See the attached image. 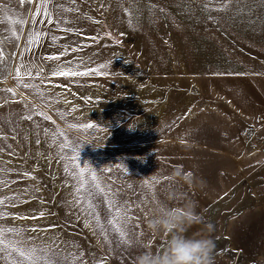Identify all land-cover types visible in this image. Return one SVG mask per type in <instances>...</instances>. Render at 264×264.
<instances>
[{
	"label": "rangeland",
	"instance_id": "374dc122",
	"mask_svg": "<svg viewBox=\"0 0 264 264\" xmlns=\"http://www.w3.org/2000/svg\"><path fill=\"white\" fill-rule=\"evenodd\" d=\"M223 3L48 0L49 24L42 0H0V198L18 197L0 211L29 217L0 225L37 229L25 235L49 240L60 264H135L141 244L165 247L147 228L158 203L191 200L204 223L188 234L215 239L214 264H264V0ZM37 31L49 35L29 49ZM69 60L99 72L50 76ZM77 155L115 201L127 243L107 203L94 200L106 232L81 211L91 198L72 206L83 195L69 174ZM177 166L206 185L172 180Z\"/></svg>",
	"mask_w": 264,
	"mask_h": 264
},
{
	"label": "snow or ice",
	"instance_id": "6c2138e0",
	"mask_svg": "<svg viewBox=\"0 0 264 264\" xmlns=\"http://www.w3.org/2000/svg\"><path fill=\"white\" fill-rule=\"evenodd\" d=\"M23 2V0H22ZM43 3V15L47 17L48 23L51 24L53 22L52 20V13L49 11L48 8V0H42ZM73 3H75V0H73ZM231 3V0H224V3L222 7L226 8L228 4ZM41 12L40 5L36 8V14L39 15ZM35 22V21H33ZM22 23V21H21ZM59 20H57V26H59ZM62 31H68V32H74L75 29L67 28V29H61ZM48 36V33H40L39 31L35 32L34 34L29 35V39L27 41V44L29 46V49L31 48V45L36 43L38 44L40 41L41 36ZM90 39H98V37H89ZM62 39L58 36H51V41L55 42L57 40ZM82 46L72 48L71 51H80L82 50ZM68 49H65V52H61L59 54L50 55L47 57L49 60H59L62 55H65ZM105 67L104 65H101L100 68ZM98 68H85L84 71L79 70V66H73V61L69 60L66 62V65H58L56 68L52 69L50 72L51 77H78V76H86L93 73H98ZM42 73L37 72V75H41ZM20 73L19 70H17V76L19 77ZM28 75H31L29 72ZM24 87H29L28 84H25ZM5 91L12 93L15 95V92L13 89L9 88ZM43 95V94H41ZM36 115L43 117L44 120H51V117L47 116L43 112H37ZM24 120L31 121L33 119L32 115L29 114L27 116L22 117ZM71 127H75V125H72ZM83 128H92V124H85L81 125ZM44 133H48V129H43ZM60 135H63V133H60ZM37 144L40 143V139L37 136V139L35 141ZM61 147H67V145H61ZM73 163V171L69 174L72 175L73 179L78 181L79 186L75 187L76 193L80 194L83 193V195L77 196L72 201V206L77 207L85 202V198H91L87 199V209H81L82 212H87L88 215H91L93 219L95 220V227L103 229L105 232L108 230L100 223V213L96 211L97 203L94 202L96 200L97 202H103L107 203V208L105 210V218L107 219V216H112L113 218L110 220H107V224L110 226L111 231L114 234H119V237L121 238L123 243H127L126 240H123V237L126 235L125 230L120 226V224L116 221V216L119 215V209L116 210V216H113L111 209L115 206L114 200H109L107 197V194L105 193V189L101 186V183L99 181V178L97 177L96 173L92 171L87 164H84L81 166L79 161V156H75L72 158ZM65 172H69L68 167H65ZM102 171V170H100ZM24 175L29 176L31 173L25 172ZM109 191H111L109 189ZM18 197H9L4 196L3 198H0V205H3L7 207L9 204L13 207L16 206ZM7 202V204H6ZM26 202V201H25ZM9 215H15L16 219H28L27 216H20L19 214H10L5 211H0V220H5ZM43 215V213H41ZM35 218V217H32ZM91 224V221L85 220V226H89ZM37 229L35 228H23L16 225H0V262L7 261L9 259L12 260V264H60L61 260V254L60 252L53 251L52 250V243L49 242V240H45L43 246L38 245L35 243V241L38 239V237H34L31 235H25V233L28 232H36ZM50 239V238H49ZM51 252V255H48L47 253ZM98 264H103V259H101Z\"/></svg>",
	"mask_w": 264,
	"mask_h": 264
},
{
	"label": "clouds",
	"instance_id": "9594fccd",
	"mask_svg": "<svg viewBox=\"0 0 264 264\" xmlns=\"http://www.w3.org/2000/svg\"><path fill=\"white\" fill-rule=\"evenodd\" d=\"M171 179L189 185L196 183L200 187L206 185V181L202 179L194 181L191 174L183 171V166H177ZM201 223H204V218L197 213L194 201L185 200L178 206H170L165 202L158 203L147 221V228L154 234L166 235L165 247L153 252L147 244H141L142 250L137 255L135 264H214L217 246L215 239L202 231L188 234L193 225Z\"/></svg>",
	"mask_w": 264,
	"mask_h": 264
},
{
	"label": "crops",
	"instance_id": "0c3cea01",
	"mask_svg": "<svg viewBox=\"0 0 264 264\" xmlns=\"http://www.w3.org/2000/svg\"><path fill=\"white\" fill-rule=\"evenodd\" d=\"M248 111H249L248 113H256V111H257V107L254 108V109H249ZM242 112H245V111H242ZM263 161H264V159H262V161H260V162H263ZM228 168L232 169V168H234V167L231 166V167H228Z\"/></svg>",
	"mask_w": 264,
	"mask_h": 264
}]
</instances>
